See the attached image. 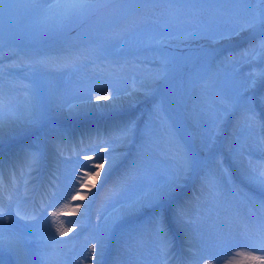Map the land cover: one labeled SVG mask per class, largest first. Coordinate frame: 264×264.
Wrapping results in <instances>:
<instances>
[{
    "label": "snow or ice",
    "instance_id": "6c2138e0",
    "mask_svg": "<svg viewBox=\"0 0 264 264\" xmlns=\"http://www.w3.org/2000/svg\"><path fill=\"white\" fill-rule=\"evenodd\" d=\"M21 12L22 15L11 22L13 14ZM6 20L9 21L7 27ZM37 20L43 31L63 32L73 25L82 29L78 47L61 49L54 57L41 55L35 60L41 66L58 63L79 69L110 63L115 66L113 75H116L123 64L132 62L129 57L162 48L169 40L175 39L172 29L181 31L187 38L199 36L213 40L216 37H237L241 32L251 31L258 37V43L242 50L240 58L249 63L264 58V0H3L0 4V52L3 51L6 36L10 42L16 37L27 38L26 25ZM20 54L27 55L24 49L20 50ZM217 55L215 51L202 49L197 59L208 62ZM234 59L231 55L225 57L229 62ZM190 62L191 57L162 53L156 73L147 80L134 81L132 90L125 93L129 97V106L135 103V93L155 94L157 89L153 84L156 81H167ZM234 78L238 86L233 92L230 95L219 94L218 107L213 109L210 106L208 119L204 121L206 131L182 129L175 120L169 124L161 115L162 99L160 104L153 106V114L159 124L149 120L141 127L138 117L118 119L103 131L96 129L88 133L96 147L85 158L93 163L80 164L79 167L88 170L86 176L92 173L89 179H99L101 170L107 165V171L103 172L106 181L123 156L117 149L137 140L139 143L135 156L109 190L110 199L119 203L120 207L117 209L113 205L114 214L106 217L103 224L98 226L88 257L89 264H100L99 257L106 245L111 242L122 221L130 217L136 219L121 230V240L125 236H135L138 243H143L144 237L149 236L158 256V264H170V261H174V264H197L199 260H203L204 264H217L216 250L234 247L237 243L247 247L250 252L264 253V215L232 209L225 188L231 185L227 190L231 195L236 186L232 184L228 170L220 166L214 151L223 131L221 125L224 117L238 115V127L230 151L243 179L264 191V121L258 117L254 97L246 95L256 87L258 80L264 79V69L250 72L243 79L236 70ZM104 91L105 94L96 96L97 104L100 101H119L120 93L115 86L108 85ZM261 101L264 102V96ZM60 107L59 104H52L43 109L32 104L27 111H21L15 102L14 90L12 87L5 90L4 77L0 75V139L6 127L10 134H15L20 129L46 124L51 128L53 139L62 140L66 132L56 124V112ZM68 107L71 109L74 105L69 104ZM250 139L253 140L252 144L248 143ZM254 149L259 152L255 164L251 155ZM39 152L38 146L27 145L8 163L15 168L16 163L22 161L32 170ZM101 152L107 155H101ZM5 163L0 156V171ZM92 169L95 171L92 172ZM193 175L201 179L202 187L214 200L222 198V203L228 206L223 216H217L196 251H193L191 243L193 221L188 216L187 205L174 206L176 193ZM225 177L229 179L225 181ZM8 200L7 210L0 203V264H7L5 254L14 264H26L25 237L19 230L23 226L17 224L14 216L19 220L31 217L20 211V200L15 202L17 210L13 216L11 195ZM245 200L252 209L264 210V199L258 200L245 194ZM170 221L178 232L183 233L181 247L188 246V258L173 255L174 237ZM67 234V231L60 232L61 236ZM49 240L55 244L66 243L55 240L50 233ZM252 259L264 264V255Z\"/></svg>",
    "mask_w": 264,
    "mask_h": 264
},
{
    "label": "rangeland",
    "instance_id": "374dc122",
    "mask_svg": "<svg viewBox=\"0 0 264 264\" xmlns=\"http://www.w3.org/2000/svg\"><path fill=\"white\" fill-rule=\"evenodd\" d=\"M2 3L3 0H0V4ZM21 15L22 12L14 13L10 18L11 22H15L17 17ZM8 23L9 21L6 20V27ZM85 28H87V25H85ZM26 30L27 38L24 39L16 37L10 42L6 36L3 48L9 47L11 50H17L18 52H20L21 49H24L27 53V55H25L27 58L11 65H4L3 58L0 68V75H3L4 77L5 90L10 87L9 84L11 81L17 80H24L32 87L28 100L24 99L22 102V109H25L26 111L32 104H36L43 109L51 107L52 104H59L61 107L57 109L56 121L67 111L73 112L83 109L89 113L96 112L98 111V105L101 103L100 101L99 104H97L96 96L105 94L104 90L108 85L115 86L119 90L120 98L127 102L129 97L126 96L125 93L129 92L134 86V84L131 83V80L134 82L144 78L137 76L134 80L129 78L130 82H128L119 74L113 75V69L115 66L110 63H98L94 66L80 67L79 69L58 63L41 66L35 63V60L39 59L41 55H51L54 57L61 51V49L78 47L81 43L82 29L78 25H73L72 28L66 29L63 32H54L52 30L43 31L37 20L31 25H26ZM172 33L175 39L169 40L168 44L164 47L156 50L143 51L138 56H131L129 59L132 62L123 64L118 70H125L127 67H130V72L136 74V68L139 67L140 70H145L152 74L150 68L157 67L162 53L166 55L174 54L185 58L191 57L192 60H195L196 66H188V64L187 67L182 66L178 72L173 73L169 79L163 83L162 87L164 94L162 96H156L151 99L148 107L140 111V115L135 112L134 115H129L127 118L125 117V119L138 117L141 127H143L144 123L149 120L159 124L160 122L156 120L153 114V106L160 104L163 99L161 115L169 124L172 123V120L177 122V108H179L182 112V124L180 126L182 129H187L191 132L206 131L204 128V121L208 119L207 114L210 106L213 109L218 107L217 96L219 94L230 95L238 86L237 81L234 78L235 71L238 70L240 78L243 79L244 77H247L250 72L258 71L261 65H264V58H257L256 60L251 61L253 64L243 67V63L247 62L241 60L239 55L242 50L258 43V40L247 41L243 38L239 40V42L230 45L231 47L229 46L222 50L219 46L225 41L234 39L235 37H216L215 40H213L206 37L201 38L199 36L195 38H187L183 36L181 31L176 29H172ZM244 33L247 34L252 32L244 31L240 34ZM204 47H206L205 50H211L218 53L215 57L217 58V61L205 62L197 59V54ZM2 55L4 54L0 53V56ZM229 55L235 58L231 62L225 60V57ZM118 73H120V71H118ZM151 76L152 75H150V77ZM205 84L208 86L205 87ZM246 95L254 97V107L258 113V117L261 121H264V102L261 101V97L264 96V80H258L256 87L251 89ZM171 101L174 103L175 107ZM112 102L113 101L111 100L106 101V103ZM69 104L74 105V107L69 109ZM93 108H95L96 111L93 110ZM234 116V114H229L224 117L221 125L223 131L217 139V146L214 150L216 159L220 161V166L228 170L231 182L236 186L234 193L229 195L227 190L231 188V185H226L225 194L227 195L228 202L232 209H238L241 213H248L251 211L255 215H264V210L259 208L252 209L245 200V194L248 195L249 191L262 193V199H264V192L243 179L240 174V168L234 162L232 152L230 151L233 147L234 132L238 127L237 117V120H234L233 126L229 129L230 121L231 119L233 120ZM169 117L171 119H169ZM161 131H163V128H161ZM257 131H259V129H257ZM24 141H26L28 145H36L40 148L39 140H34L32 135L26 136ZM248 143L252 144L253 140L250 139ZM138 147V140L129 144L126 156L120 161L123 163L124 168L135 156ZM93 148L94 145H88L86 150L91 151ZM120 152L126 153V150H120ZM251 155L253 164H255L257 160L254 157L259 155V152L254 149ZM78 159H80V155L74 154V157H72V160L69 163L70 165H68L65 170L64 176L66 179L70 178L69 180L74 181L79 175L81 169L75 172L73 171V166L75 165V162L78 163ZM113 169H115V167ZM228 179L229 177L224 178L225 181ZM61 183H63L62 178H58L56 182H52L53 186H57ZM113 185L114 184H110L108 186V193L104 196L98 209L95 210L93 214L87 208L80 213L81 217H90L88 219L90 226L88 230L86 229L87 232L85 233L84 238L85 243H80L79 246H77L79 248L76 247L77 249L61 251L59 257L55 261H27L26 264H86V261H88L86 248L91 245L93 241L95 242V234L98 226L103 224L106 217L114 214L113 205H115L117 209L120 207L119 203L110 199L109 190ZM241 185L246 188V193L241 192ZM185 191L190 194L189 198L186 197L188 200H183L180 203L182 196L179 194L178 196H175L174 206L182 204L187 205L188 216L193 221L191 232L193 238L196 239L198 243V249L201 241L206 238L209 230L216 222L217 216H223L224 213L228 211V206L222 203V198L214 200L209 192L202 187L201 179L198 177L186 188ZM53 192L55 193L56 190L54 189ZM29 194L30 191H27V196L25 193H21L18 196V199L27 202L31 198ZM61 197H59V199ZM60 201L63 202V199H60ZM92 203H95V200L92 195H89L86 198L85 204L87 206ZM72 204L74 205L78 203L70 200L65 205H68L69 207ZM57 206L56 212L63 211L64 208H60V202ZM41 212L43 213L44 209L39 210V214ZM61 215L62 214H60V216L56 215L55 220L61 217ZM34 219L35 217H31L27 220H16L18 225L23 226L19 230L25 235V239L37 240L34 238L47 237L49 236V233L52 235L56 230L59 234L61 231H67L68 234L66 236L68 237H76L80 233V231L76 233L69 231V229L66 228L67 226L74 224V222L71 221L66 222L67 225L65 227L63 225L54 227L51 223L45 226V230H42L41 228H29V223L34 221ZM135 219L136 218L134 217L132 220H126V222L119 225L115 236L110 242V252L105 257V264H158V256L155 252L152 239L149 236L146 235L144 237L143 243H138V237L135 236L132 238L125 236L123 241L121 240V230L134 222ZM36 226H38L37 223L34 227ZM170 228H174L171 221ZM175 231L177 234L172 233V236L174 237L173 252L176 249V245H179L183 240L180 236L181 234H178L179 232L177 230ZM177 235H179L178 238ZM86 241L89 242L86 243ZM215 255L217 256V264H258V262L253 260L252 257H260L264 255V253L260 251L250 252L247 247L242 246L241 243H237L234 247L222 250L217 249ZM5 258L12 263L13 260L7 258L6 254ZM171 262L172 261H170V264ZM197 264H204V261L199 260Z\"/></svg>",
    "mask_w": 264,
    "mask_h": 264
},
{
    "label": "bare ground",
    "instance_id": "6f19581e",
    "mask_svg": "<svg viewBox=\"0 0 264 264\" xmlns=\"http://www.w3.org/2000/svg\"><path fill=\"white\" fill-rule=\"evenodd\" d=\"M243 38H245L244 40L247 41L258 40V37H256L253 33H244L240 34L238 38L235 37L234 39L225 41L219 46V48L223 50L226 47L239 42V40ZM0 53L4 54L0 56V68L3 58L4 65H11L17 63L18 61L21 62L22 60L27 58L25 55L20 54V52H18L17 50H11L9 47H4L3 51ZM31 61L33 62L32 59ZM213 61H217V58L212 60V62ZM193 63H195V60H192V62L188 63V66L193 65ZM250 64L253 63H243L242 66L247 67ZM261 69H264V65H261L259 70ZM118 71H120V73H118ZM118 71L117 74L121 75L123 79H126V81L130 82V79L134 80L135 78H137V76L144 77L140 80H147L150 75H154L156 73L157 67L150 68L152 74H150V72L148 71L140 70L139 67L136 68V74H132L130 72V67H127L125 70L122 69ZM263 80L264 79H262V81ZM164 82L165 81H156L153 84V87L157 89L155 94L146 95L144 92L135 93L133 97L135 103L132 106H129V100H127L126 102V100L120 98L119 101H113L112 103L101 101L100 105H98L97 108L98 111L93 108V110H95L96 112L89 113L83 109L79 111L65 112L63 116L56 121L57 126L65 130L66 132V135L62 140L59 138L53 139L51 128L46 124H40L27 129H20L17 130L15 134H10L8 128H5L4 135L2 139H0V156H2L6 161L3 170L0 171V185H2L3 189L2 191H0V203L3 202L2 205L7 210L9 205L7 196L11 195V197L13 198L11 210L16 211L17 209L15 207V202L19 200L16 196H19L21 193H25L27 186V191L35 193V200H31L30 204L33 203V205L29 211L22 209L24 207V203L22 202L20 211L22 212V214L28 213L30 214V217H35L34 221H31L29 223V228H41L42 230H45V226L51 223L54 227H57L59 225H63L65 227L67 225L66 222L71 221L74 222V224L69 225L66 228L69 229V231H73L76 233L80 231V233L76 237H68L61 236L56 230V232L51 236H53L55 240L66 242L61 244L52 243L49 240V236L34 238L38 241L25 239L24 251L26 253V263L27 261H55L59 257L61 251L72 250L79 246L80 243H85L84 238L85 233L87 232L86 229L88 230L90 226L88 222V219L90 217H81L80 213L87 208L93 214V212L98 209L100 202L108 193V186L115 183L118 177L122 174L124 168L123 163L119 162L115 166V169L110 172L105 181L103 172L107 171L106 165L105 169L101 170V177L99 179H89L88 177L91 176L92 173L89 172L88 176H86L85 173L88 172V170L79 167L80 164L93 163L91 159L85 158V155H90L96 147L94 140L89 137L88 133L93 132L96 129H100L101 131H103L105 128L110 127L118 119H125V117L127 118L129 115H134L135 112L139 113L140 115V111L148 107L149 101L151 99L156 96H162L164 94L162 87ZM131 83L134 84L132 80ZM9 85L14 90L15 102L17 103L18 107L22 109V102L24 101V99L28 100V96L31 93L29 89H32V87L24 80L11 81ZM26 85L28 86L27 88L25 87ZM132 88L130 89V91L132 90ZM113 105L116 106L113 107ZM21 111L26 110L22 109ZM177 111V124L181 126L182 112L179 108H177ZM237 117L238 115H235L233 117V120L231 119L229 129L233 126L234 120L236 121ZM31 135L34 137V140H39L40 144V152L38 154L36 163L33 165L32 170H29L26 164L22 161L17 162L16 167L13 168L11 164L8 163L9 159L17 156L20 153L21 149L28 145L27 142L24 141V139L26 136ZM129 144L117 149L118 152H120V150H126V153L121 152L123 153V156L120 161H122V159L126 156ZM88 145H94L93 150H86L88 148ZM74 154H79L80 159H78V163L75 162L73 171L75 172L77 170H81L75 180L71 181L69 180L70 178L66 179L64 174L67 166L70 165L69 163L71 162L72 157H74ZM101 155H107V153L101 152ZM257 156H255L254 158L256 159ZM94 171L95 169H92V172ZM56 178H62L63 183L57 186H53L52 182H56ZM196 179L197 176L193 175V177L187 180L183 187L176 193V196H178L179 194H181L180 196H182V198L180 199V203L183 200H188L186 199V197L189 198L190 194L186 193L185 190ZM92 185H95V187H92ZM101 185H103V187H101ZM54 189L56 190L55 193L53 192ZM89 189H91V191H89ZM241 192L246 193V188L243 185H241ZM93 194L95 195L93 196ZM89 195L93 196L95 203L86 206V198ZM248 195L254 196L258 200L262 199L263 197L262 193H256V191H249ZM59 197H61V200L63 199V202L60 201ZM4 198L5 200L3 201ZM70 200L73 202H77L78 204H72L68 207V205L65 204ZM59 202L60 208L64 209L63 211L56 212V209L58 207L57 204ZM42 209H44V212H41L42 214H39V210ZM53 213H55V215H53ZM60 214H62L61 217L55 220L56 215L60 216ZM133 218L134 217L125 218L122 223L126 222V220H132ZM36 223L38 226L34 227ZM174 229L177 230L174 226V228H171V232L177 234ZM178 234H181L180 236L181 238H183L182 232H179ZM178 237L179 235H177V238ZM88 242L89 241H86V243ZM191 243L194 246L193 251H195L198 247V243L196 239L193 238L192 232ZM92 244L87 246L86 248L87 258L91 253ZM110 244L111 243H108L106 245L102 256L99 257L100 264H105V257L110 252ZM181 244L182 242H180L179 245H176V249L173 252V255L174 257L182 255L183 257L188 258L190 256V253L187 250L188 246L184 245V247H181ZM9 262L11 264V261H7V264H9ZM86 264H89V259L88 261H86ZM93 264H95V262H93ZM171 264H174V261H172Z\"/></svg>",
    "mask_w": 264,
    "mask_h": 264
}]
</instances>
